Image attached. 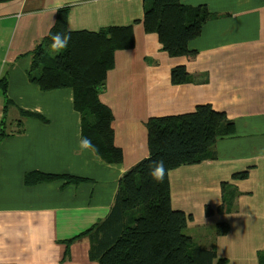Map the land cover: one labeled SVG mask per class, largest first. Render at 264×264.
<instances>
[{
  "label": "crops",
  "instance_id": "0c3cea01",
  "mask_svg": "<svg viewBox=\"0 0 264 264\" xmlns=\"http://www.w3.org/2000/svg\"><path fill=\"white\" fill-rule=\"evenodd\" d=\"M213 15L189 42L194 56H171L144 25V0H0V264H99L86 235L109 214L119 181L149 156L147 121L192 112L200 104L224 111L234 131L211 156L169 174L175 209L192 214L186 232L216 245L225 264H259L264 250V0H181ZM69 7L70 31L132 26L135 44L115 51L99 97L113 113L121 162H110L82 138V114L71 87L42 90L32 82V52ZM51 54L60 52L48 47ZM184 65L190 80L172 82ZM248 171L246 178H235ZM69 174L27 184L29 173ZM237 190L236 209L220 213L222 184ZM215 210L206 213V207ZM226 222L227 234L217 235ZM77 238L72 241V239ZM217 259L215 260V264Z\"/></svg>",
  "mask_w": 264,
  "mask_h": 264
},
{
  "label": "trees",
  "instance_id": "16d2710c",
  "mask_svg": "<svg viewBox=\"0 0 264 264\" xmlns=\"http://www.w3.org/2000/svg\"><path fill=\"white\" fill-rule=\"evenodd\" d=\"M144 7L145 30L158 34L165 51L171 56L195 55L189 42L213 16L206 6H188L181 0H144ZM68 15L69 7L60 8L55 25L33 50L30 79L42 90L71 87L75 107L82 114V138L105 160L121 162L123 152L114 143L111 126L113 113L101 102L99 93L107 72L115 65V51L135 44L132 26L70 31ZM50 46L59 47L60 52L51 54ZM189 80L184 65L172 69L173 83ZM7 85L6 77L0 80L4 91ZM147 128L149 156L124 172L109 214L85 232L91 238V259L99 264H215L216 259V264H225V258H217L216 245H199L187 234L193 215L173 208L169 174L182 165L212 157L211 147L219 137L233 133L234 123L224 111L200 104L192 112L151 117ZM4 135L0 131V140ZM247 176L248 171L233 175ZM61 178L66 183L83 180L69 174L34 172L27 174L26 183ZM222 189L223 203L217 211L231 213L236 209L238 192L228 183H223ZM214 212L206 207L208 215ZM216 228L217 235H224L230 226L223 222ZM259 264H264V250L259 253Z\"/></svg>",
  "mask_w": 264,
  "mask_h": 264
},
{
  "label": "clouds",
  "instance_id": "9594fccd",
  "mask_svg": "<svg viewBox=\"0 0 264 264\" xmlns=\"http://www.w3.org/2000/svg\"><path fill=\"white\" fill-rule=\"evenodd\" d=\"M65 43H67V40H65ZM162 168H163V164H162V162H161V163L159 164V166H158V169H159V170H162ZM153 175L155 176L156 173L153 172ZM156 178H157V179H160L161 177L157 176Z\"/></svg>",
  "mask_w": 264,
  "mask_h": 264
}]
</instances>
